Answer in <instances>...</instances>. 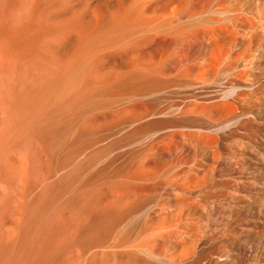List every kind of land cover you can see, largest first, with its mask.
<instances>
[{"label":"rangeland","instance_id":"1","mask_svg":"<svg viewBox=\"0 0 264 264\" xmlns=\"http://www.w3.org/2000/svg\"><path fill=\"white\" fill-rule=\"evenodd\" d=\"M1 1H0V66L3 67L5 71L9 72V74L7 72L5 73V75L6 74L8 75L5 77V82H4L6 86L4 85L5 88L3 87V90H4L3 95L5 96H7V94L10 95V92L12 91L11 82H13L14 79L24 80L25 79L24 76L27 74L26 72H28L30 69H33V68L36 70H39L37 69V67L38 68L41 67L42 64L44 65L46 64L50 66L52 65V69L54 70V72L57 71L59 72L58 74L62 73L64 69L59 70V68L63 66L64 62L70 60L71 57L77 53V51L80 52L81 46L82 44H84L83 41H85L86 38H89L91 34H92L91 35L92 37L93 36L95 37L99 35L100 31L108 29L109 27L117 24V29L120 30V33L118 36L120 35L121 36L117 38L114 37L117 39V40H114L115 42H112L111 44L105 46L104 50L102 48L100 49L101 51L98 50L92 55L91 57L92 62L90 61L88 66L86 67V71L88 69V72H85L86 75L83 77L82 79L83 81L81 80L82 83L83 82L85 83L82 84L81 82H79L78 83L79 85L77 84L78 86L76 85L71 90L70 93L68 92L69 94L67 93L68 95L65 93V94H62L56 97L51 113L48 114V117L45 118L43 121L44 123H42L41 126L39 127L41 131L39 130L38 127L34 126L30 128L29 130H27L26 132L24 131L25 133L22 132L23 134L21 133L20 138L22 137V135L25 137L21 138V142L17 145L18 148L16 147V145H11V147L8 149L9 151H7L8 153H6L7 158L5 157L6 160L3 164L4 166H2L1 171H0L1 172L0 180H2V182L0 181V187H1V183H2V186L4 185V182L6 184L5 186L2 187L4 190L6 189L5 191L1 190L0 188V203L2 202L0 204V211H1L0 212V215H1L0 216V226H1L0 227V231H1L0 232V235H1L0 236V249H11L14 246V243L16 242V239L14 238L10 239L7 236V233L4 227L2 226V224L5 223V221L8 219L16 220L17 214L21 210H27L31 208L35 209V206H36V209H41V208L46 209L48 211L49 219L47 215L44 217V219L41 221L40 230L37 231L38 233H36L37 235H35V233L33 234L31 231L26 233L29 236L30 241H31V245L29 247V251L27 254V262H28L27 264H33V263L34 264L35 263L37 264H71L72 261H74L72 262V264H85V263L86 264H121V263L126 262L128 259L131 260V264L132 263L133 264H264V202L262 203V213L259 216V220H255V221L250 220L249 219L250 216L249 214H247V211H246L248 207H245L241 211L239 210V207L237 206L240 203L253 204L255 194L251 190H253L255 186L249 183L248 180H244V179H243L244 182L232 184L231 183L232 181L231 179H229L228 175L224 171H222L218 166L213 165L214 167H212V161L208 160V158L203 154H199L196 157H194L193 155H190L189 153L180 154L179 152L175 151L173 152L172 155L168 156L166 159H161L164 162V164L161 162V160L158 162V163L161 162V164H157L158 168L157 167L155 168L157 175L152 176L153 177L152 181L151 180L141 181L139 179V177L141 176V172L139 169L140 165H138V163L140 164L139 161H142L141 158L143 159V157L139 156L141 157L139 158L138 155L140 154V151H139L140 149L139 150L135 149V148H140L141 146L139 139H137L133 141L131 144L133 146V150L132 149L129 150L130 153L132 154L134 153L133 157H132V154L129 153V157H132L130 158L131 162L129 164H127L128 162L125 163L124 161H123V164H121L122 162L120 163L118 161L115 163L114 168L113 167L103 168L100 171V174L98 177L99 181L97 180L96 183L89 190L85 189L86 186L84 185L86 176L84 172L82 152H83V146L86 140V124H87V118L85 117L86 109H84L85 108L84 106H86L85 100H84L85 93L90 92L92 96V102H94L93 111H92L93 121L96 124L98 123L97 125L101 126L100 128H102V126L108 123L109 125L107 124L105 125L106 128H102V129H108L110 124L111 125L113 124L111 122H114L115 124L116 121L121 120L123 118V115L127 113L126 111H128L129 107H131L130 103L127 101L125 102L126 104L123 103L124 105H122V103L121 104L119 103L120 99L123 98V96L129 95L130 93H133V91L134 92L144 91V90L154 91V90H157L158 88H161V85L163 86V85H166V83L168 84V83L175 82V80L172 79L171 76L169 77L166 75L164 76L162 71L159 69H156L157 71L154 70L155 72L153 71V69L143 71L142 72L143 75L141 72H135V71L129 72L128 73L129 75L128 74H122V75L113 74L115 72L114 70H118L120 68L122 69V67L125 69V66L128 64L127 59L130 56L133 49L137 45H141L145 43L147 39H148L147 42L153 40V36L155 34L159 35L157 36L158 38L156 37V39H159V37H164V35H166L164 38L167 39L168 41L170 40L169 41L170 45L166 47L167 49L166 48L163 50L161 49L160 52H162L161 53L162 57L165 58L166 56V59H168L169 57L170 60L173 59V61L179 62L182 68L187 70V64L194 57H196L198 50H199L198 46H201V43L203 41V38H202L203 36L200 34L205 27H210V23L208 22H207L208 24L204 23L205 25L204 26L199 21L197 23L196 22L197 20L195 19H192L191 20L192 23H191L190 20L186 16H183L181 18V21H178V22L172 21L173 23L172 24L169 21L168 16H166L165 14L164 16L160 17L159 14H154L152 11L144 12V14L143 13L139 14L138 12L133 11V14L131 13L129 15L128 0L126 1L124 0H1ZM211 1L210 0L209 1L208 0H187V1L183 0V3L181 6H178V4L175 3L174 5H177L178 8L177 6L176 7L172 6L170 7V10L172 11L174 9L175 10L180 9V11H182L184 15L186 14L188 15V13L192 15L196 12V10H198V8H200V6L201 7L203 6L202 8L204 9V7H206L207 5L208 9L207 8L204 9V10H207V12H205L204 14L205 15L208 14L207 16L211 17L213 15V12L211 10H213L214 6L217 4L216 0H211ZM210 2L212 4H210ZM217 2H219V0H217ZM249 3H250L249 0H231V2L226 3L227 5H225V8L228 9L230 13L232 12V14H239L243 8L248 7ZM115 4H120L122 6L123 8L122 13L118 14L119 12L115 8ZM149 5L150 7H154L155 0H149ZM210 7H211V10H209ZM216 15L222 18L225 16L224 14L214 13V16ZM128 16L133 21L131 19H130L131 22H127V23L125 22V20L122 21L123 17H128ZM254 16L262 20V21L259 20L260 22H258L257 24L258 27L259 26L262 27L264 25V14L261 15L262 17H260L258 16V12H257V14H255ZM133 17L135 18V20ZM179 22H181V24ZM161 23H162V26H161ZM138 24H140L141 26ZM163 24L166 25L167 27V28L165 27L166 29L164 28ZM179 24L181 25V27ZM158 25H160L161 27ZM167 25L169 27L171 25L173 26L169 29ZM150 26L152 27V29ZM154 28L155 30H153ZM157 29H160L158 30L159 32H157ZM167 29L170 31H168ZM127 30H129L131 33H129V31ZM135 30H136L137 35L134 32ZM150 30L152 32H150ZM165 30L167 33L165 32ZM195 31L196 33H194ZM171 32H174L175 34L173 33L174 35L173 34L171 35L170 34ZM144 33L147 35H145ZM129 34H131L133 37ZM170 36H172L173 38H171ZM129 39H131L132 41ZM118 40L119 42H117ZM112 47H115V48L113 49ZM1 60H2V63H1ZM32 66L34 67L32 68ZM109 71L111 72V74ZM151 71L153 72L151 73ZM103 72H106V74H104ZM171 73L174 74L176 73V71H173ZM136 74L137 75L139 74L140 76L139 75L137 76ZM161 74L163 75L160 76ZM13 75L15 78L13 77ZM144 77L145 79H143ZM104 79H106V81ZM122 79H123V83L121 82ZM8 85L10 86V89ZM26 86L27 85L25 84L24 87ZM99 86H100V89H99ZM138 86L139 88H136ZM79 87H81L82 89ZM152 87L154 88L152 89ZM6 88L8 89V91L10 90V92L7 93L5 91ZM92 88L93 89L95 88V89L93 90ZM131 90L133 91L131 92ZM105 91L107 92V95H105ZM77 95L79 96L77 97ZM101 99L102 101H100ZM106 101L110 103L108 104ZM65 102H67L68 104ZM80 102L83 104H81ZM100 103L104 105L101 106ZM58 104L61 106H59ZM54 106L56 107L54 108ZM66 106L68 107V109H66ZM0 110H1L0 111V118H1L0 123L5 122V121L8 122L10 118V112H9L10 110L8 108L7 109L3 108ZM3 110H5L4 113L6 115L3 114ZM130 110L132 111L131 108ZM94 111L95 113H93ZM63 115H65L66 117ZM79 121L81 122L79 123ZM55 126H56V129H55ZM75 128L78 129V132L80 133H78ZM34 130L36 131V133ZM28 132L29 133L34 132L35 134L33 133L31 135ZM73 134L75 135L73 136ZM247 135H248L247 137L248 139L247 138L244 139L243 141L244 144L243 142H241L242 144L241 143L235 144L234 142H232L230 143L231 146L229 145V147H231L232 149L230 150L231 153L233 155H236L238 158L240 157L242 158V157L249 155L251 153L250 151L251 145L256 146V145H261V143H264L261 140L262 136H264V124H258V123L251 124L250 130L247 133ZM71 136L72 138H70ZM34 138L37 139L40 143ZM245 140L246 141L249 140L248 143L249 142L250 143L247 144ZM48 142H49V145H48ZM237 145L239 148L237 147ZM32 146H34L33 148H35V150L32 148ZM129 147L132 148L131 146ZM16 149H20L21 153H23L22 152L23 150L24 152L26 151L24 153L25 155L21 154L20 150L18 151ZM14 151L17 154H15ZM31 151H32V154H31ZM36 151H37V155H33V153L35 154ZM73 152H75V154L77 155L76 165H77V170L80 171V172L78 171L77 185L78 184L79 185L77 186L78 190L76 191V194L73 193L74 191L72 192L71 185L68 179V172H69L68 158L70 154ZM8 154H9V157H8ZM140 155H142V153ZM32 156L34 157V159ZM26 157L27 158L29 157V158L26 159ZM23 159L24 160L26 159L27 162L29 161L30 164L29 163L26 164L25 163L26 161L24 162ZM36 161L40 163L38 164L36 163ZM165 161L171 165L167 164ZM17 162H19L18 163L19 167L17 166ZM209 162L211 163L209 164ZM6 163L9 165H7ZM117 163H119L120 165H118ZM165 163L167 166H165ZM189 165L191 166L189 167ZM170 166L172 167V169ZM22 167L23 169H21ZM188 167L190 170H194L193 172L197 171L198 174L202 173L205 176L203 177L201 174V176L203 177L204 186H201V188L200 186H197L196 184L197 178L195 177L191 179L190 183H185L183 179L180 178L179 173L181 172V168L188 169ZM59 168H62V169H59ZM17 169H19V171H17ZM186 169H183L182 171ZM210 169H213V170H210ZM10 171L14 173H11ZM38 172L41 173L40 174L41 176H39L40 179L39 177H36L37 175H39ZM8 173L10 174L11 177L9 176ZM7 174H8V178L7 176H5ZM242 174L244 173H240V175ZM15 175L17 177H15ZM24 175H26V177ZM19 177H20V181H22L21 183L18 182ZM46 177L48 178L46 179ZM228 179L231 182H229ZM240 179H242V177H240ZM45 180H48V181L45 182ZM33 181L35 184L33 183ZM230 183L232 184V186L230 185ZM47 184L51 187H49ZM23 185L25 187H23ZM30 186L33 189H31ZM133 189L134 190L136 189L135 191H137V194H141V193L143 194L145 191L147 194L146 193L143 194V197H144L143 200L141 199L143 197L138 195L140 196V198L137 196L138 200L133 201L134 202L133 203L131 202L130 196L128 197V195L126 196L122 195L123 191H132ZM19 194H22V195L19 196ZM16 195H18L19 197ZM78 198H80L79 200H81L82 207H83L82 208L83 211L81 210V221L79 223L80 225L79 224L76 225L75 223L74 219L76 217H75V212L72 207V204H73L72 202L73 201L75 202ZM241 199H242V202H240ZM22 200H23V204H22ZM86 200L88 201L86 202ZM14 203L17 204L18 206L14 205ZM20 206H21V209L19 208ZM220 209H223V211L221 212ZM1 213H3L4 215H2ZM70 213L72 215H70ZM15 215H16V218H15ZM173 215L174 216L177 215L175 217L179 216V218L181 216V221L183 222V225L185 226V230H186L185 234L180 231V230H183V228L180 229V226H179L180 224L177 221H172L173 219L172 217H174ZM71 223L72 224L74 223V224L72 225ZM72 226L74 230L71 228ZM52 227L54 229H52ZM78 231H80V233ZM152 233L154 234L157 233V234L154 235ZM155 236H157L159 239L156 238ZM144 237L149 241H147ZM4 238H7V240ZM80 238L83 239L82 242L79 240ZM8 239L10 240L8 241ZM72 239L76 240V242L72 241ZM5 240L8 241V243ZM68 245L69 246L74 245V247H69ZM98 246L99 248H96ZM147 246H149L150 248ZM144 247L145 249H143ZM70 248H72V250ZM91 248L92 249L95 248V251L92 250ZM76 249L79 251H77ZM31 252L33 255L31 254ZM181 254L183 255L181 256ZM35 256L39 259H37ZM54 260L55 262H53Z\"/></svg>","mask_w":264,"mask_h":264},{"label":"bare ground","instance_id":"2","mask_svg":"<svg viewBox=\"0 0 264 264\" xmlns=\"http://www.w3.org/2000/svg\"><path fill=\"white\" fill-rule=\"evenodd\" d=\"M124 1H126V0H124ZM249 1H250V3L248 5V7L243 8L242 11L239 14H232V12L230 13V11H228V9L225 8V5H227L226 3L231 2V0H219V2H217V0H216L217 4L214 6V9L211 10L212 6L209 9V10H211L213 12V15L211 17L210 16L208 17L207 16L208 14L207 15L204 14L205 12H207V10H204L205 8H207V5H206V7H204V9L202 8L203 6L202 7L200 6V8H198V10H196V12L194 14H192V15L189 14V13H188V15L187 14L184 15L182 13V11H180V9H178V10L174 9L172 11L170 10V7H172V6L176 7L177 6V5H174L175 3H177L178 6H181L182 3H183V0H155L154 7H150L149 0H128L129 15L131 13L133 14V11L138 12L139 14H142V13L144 14V12L152 11L154 14H159L160 17L164 16V14H165L166 16H168L169 21L171 23H172V21H174V22L181 21V18L183 16H186L190 20L191 23H192L191 20L195 19V20H197L196 21L197 23L199 21L203 25H204V23H206V24L210 23V27H205L202 30L200 35L203 36L202 37L203 41L201 43V46H198L199 50H198V53H197L196 57H194L187 64V70L182 68V66H181V64L179 62H175V61H173V59L170 60L169 57H168V59H166V56H165V58L162 57V54H161L162 52H160L161 49L163 50V49H165L166 47H168L170 45L169 44L170 40L168 41L167 39L164 38L166 35H164V37H159V39H156V37L159 36V35L155 34L153 36V40L147 42L148 41V39H147V41H146L147 43L145 42V43H143L141 45H137L133 49V51L131 52L130 56L128 57V59H127L128 60V64L125 66V69L122 67L123 70L121 68L118 69V70H114L115 72L113 74L122 75V74H128L129 72H133V71L142 73L143 71H146V70L153 69V71H154L156 69H159V70L162 71L164 76L165 75L168 76V77L171 76L172 79L175 80V82L174 83H168V84L166 83V85H163V86L161 85V88H158L157 90H154V91H146V90H144V91H135L134 92L133 90H131V92L133 91V93H130V94L128 93L129 95L123 96V98H121L120 101H119V103L120 104L122 103V105H124L123 103H125L127 101V102L130 103L131 107H129L128 111H126L127 113H125L123 115V118L121 120L116 121L115 124H114V122H111L113 124L112 125L110 124L108 129H102V128H106L105 125L106 124L109 125L108 123H106V124L104 123L105 125L102 126V128H100L101 126L97 125L98 123L96 124L93 121V119H92L93 118L92 117V111H93V106H94L93 103L94 102H92L91 93L90 92L85 93L84 100H85L86 106H84L85 107L84 109H86V116L85 117L87 118V124H86V140H85V143H84V146H83V152H82L83 153V157L82 158H83V163H84V172H85V176H86L85 184H84L86 186L85 189L89 190L96 183V181L98 180L100 171L103 168H111V167L114 168L115 167L114 166L115 163L118 162V161L120 163L122 162L121 164H123V161L125 163L128 162L127 164H129L131 162L130 158H132L133 155H134V153L132 154L129 151L131 149L133 150V146L131 144H132L133 141L139 139V141L141 143V146H140V148H135V149H138V150L140 149L139 150L140 154L142 153V155H143V156L140 155V154L138 155V157L139 156L143 157V159L141 157H139V158H141L142 161H139L140 164L138 163V165H140L139 169H140V172H141V176L139 177V179L141 181H143V180H146V181L147 180L148 181L151 180L152 181V178H153L152 176H154V175L156 176L157 175L156 171H155V168L157 167V164H161V162L164 164V162L161 159H166L168 156L172 155L173 152H175V151L179 152L180 154L181 153H189L190 155H193L194 157H196L199 154H203V155H205L208 158V160L212 161V167H214L213 165L218 166L222 171H224L228 175L229 179H231L232 182L229 179L228 180L232 184H234V183L236 184V183H239V182H244V180H248L249 183H251V184H253L255 186L254 189L251 190L255 194L254 195L253 204H251V203H247V204L240 203V204H238L237 207H239V210H241V211L245 207H248V209H246V211H247V214H249V216H250L249 219L253 220V221L259 220V216L262 213V203L264 202V143H261V145H256V146H253V145L250 146L249 145L250 148H251L250 149L251 153L249 155L245 156V157H242V158L240 156H239L240 158H238L236 155H233L231 153V151H230L232 149H231V147H229L230 143H232V142H234L235 144L241 143V142L244 141V139H246L248 137L247 133L250 130L251 124H253V123L264 124V25L262 24L263 25L262 27H260V26L258 27L257 26L258 22H260L262 20H260L259 18H256L254 16L255 14H257V12H258V16H260V17H262L261 15L264 14V0H249ZM211 2H213V1H211ZM211 2H210V4H212ZM117 3H119V2H117ZM178 6H177V8H178ZM115 8L118 10V12H119L118 14L122 13L123 8H122V6L120 4H115ZM189 8H191V7H189ZM183 11H184V9H183ZM214 13L224 14L225 16L223 18L220 17V16H217V15L214 16ZM253 13H255V14H253ZM146 15H148V14H146ZM130 19L131 18L129 16L128 17H123L122 21L125 20L126 23L127 22H131ZM134 20H135V18H134ZM144 20H146V19H144ZM158 21H159V19H158ZM184 21H182V22H184ZM138 23H140V22H138ZM179 23L181 24V22H179ZM123 24H124V22H123ZM154 24H156V23H154ZM259 24H261V23H259ZM128 25H130V24H128ZM138 25H140V24H138ZM188 25H189V23H188ZM110 26H111V24H110ZM120 26H122V25H120ZM158 26H160V25H158ZM161 26H162V23H161ZM172 26L173 25H171L170 27L168 26L169 29ZM165 27H166V25H164V28ZM180 27H181V25H180ZM151 29H152V27H151ZM160 29H157V32H159L158 30H160ZM153 30H155V28ZM175 30H176V28H175ZM127 31H129V30H127ZM168 31H170V30H168ZM134 32L136 33V30ZM150 32H152V31L150 30ZM165 32H166V30H165ZM119 33H120V30L117 29V24H116L114 26L109 27L108 29L100 31L99 35H97L95 37L94 36L92 37L91 36L92 34H91L89 38H86V40L83 41L84 44H82L80 52L77 51L76 54L73 53L74 55L71 57L70 60H68V61H66L64 63L62 62L63 66H61V68H59V70H61V69H64V70L60 74H58L59 72H57V71H56L57 73L54 72V70L52 69V65L50 66V65L42 64L43 66L41 65V67H39V68L37 67V69H39V70L34 69L33 68L34 66H32L33 69H30L28 72H26L27 74L24 76V78H25L24 80H22V79L21 80H19V79L15 80L14 79V81L11 82L12 83L11 84L12 91L11 92H10V90L8 91L7 88L5 90L7 93L10 92V95L7 94V96L3 95V91H4L3 87L5 85L4 84L5 77L8 76V75L7 74L5 75V73L7 71H5L3 69V67L0 66V109H3V108L7 109L8 108L10 110L9 111L10 112L9 121L8 122L5 121V122H1L0 123V171H1L2 166H4L3 164H4L5 160H6L5 157L7 156V154H6V153H8L7 151H9L8 149L11 147V145H16V147H17V145L21 142V138L25 137V136L22 135V137L20 138L21 133L24 132V131L26 132L27 130H29L30 128H32L34 126L39 128L41 126V124L44 123L43 122L44 119L47 118L48 114L51 113V111H52V107L54 105L56 97H58V96H60L62 94H65V93L67 94L68 92L70 93L71 90L79 82H81L83 77L86 75L85 72H88V69L86 71V67L88 66L89 62L91 61L92 55L96 51H98V50H100L102 48L104 50L105 46L111 44L112 42H115L114 40H117L116 38L121 36V35L118 36ZM129 33H131V32L129 31ZM147 33H149V32H147ZM173 33L174 32H171L170 34L172 35ZM194 33H196V31ZM198 33H200V32H198ZM179 34H181V33H179ZM129 35H131V34H129ZM136 35H137V33H136ZM145 35H147V34H145ZM114 37H116V38H114ZM168 37H169V35H168ZM170 37L173 38L172 36H170ZM131 39H129V40H131ZM119 40L117 42H119ZM112 48L114 49L115 47H112ZM117 49H119V48H117ZM105 50H107V49H105ZM129 51H130V49H129ZM1 63H2V60H1ZM39 65H40V63H39ZM56 67H58V66H56ZM89 67H90V65H89ZM119 67H120V65H119ZM91 69H92V67H91ZM153 71H151V73ZM173 71H176V73L172 74L171 72H173ZM7 73L9 74V72H7ZM23 73H25V72H23ZM103 73L106 74V72H103ZM110 74H111V72H110ZM163 74H161L160 76H162ZM142 75H143V73H142ZM103 76H105V75H103ZM13 77H14V75H13ZM118 79H120V78H118ZM143 79H145V77ZM104 80L106 81V79H104ZM121 82L123 83V79L121 80ZM24 83L27 85L26 87H24V85H25ZM81 83H80V85H81ZM83 83H85V82H83ZM131 85H132V83H131ZM86 87H87V85H86ZM79 88H81V87H79ZM136 88H139V86L136 87ZM153 88L154 87H152V89ZM9 89H10V86H9ZM99 89H100V86H99ZM4 94H6V93H4ZM82 94H83V92H82ZM105 95H107L106 91H105ZM78 96L79 95H77V97ZM62 98H64V97H62ZM104 99H105V97H104ZM57 100H58V98H57ZM100 101H102V99ZM65 103H67V102H65ZM107 103L109 104L110 102H107ZM81 104H83V103H81ZM102 105H104V104H101V106ZM122 105H120V106H122ZM59 106H61V105H59ZM55 107L56 106H54V108ZM57 108H59V107H57ZM130 108L132 109V111L130 110ZM66 109H68L67 106H66ZM129 110H130V112H129ZM97 111H98V109H97ZM4 112H5V110H3V114H5ZM93 113H95V111ZM54 114H55V112H54ZM60 114H61V112H60ZM74 114H75V112H74ZM96 114H97V112H96ZM65 115H66V113H65ZM65 115H63V116H65ZM79 115H80V113H79ZM3 117H5V116H3ZM50 120H51V118H50ZM81 121H79V123ZM76 122H75V124H76ZM51 124H53V123H51ZM100 125H102V124H100ZM78 126H79V124H78ZM53 127H54V125H53ZM42 128H43V126H42ZM55 129H56V126H55ZM39 130H40V128H39ZM80 130H82V129H80ZM72 131H74V130H72ZM76 131L78 132V129H76ZM77 132H75V133H77ZM33 133L34 132L29 133V134L32 135ZM35 133H36V131H35ZM78 133H80V132H78ZM74 135L75 134H73V136ZM70 138H72V136ZM35 140H37V139H35ZM261 140H262V142H264V136H262ZM31 141H32V139H31ZM248 141L245 140V142H247V144L250 143V142L248 143ZM58 143H59V141H58ZM42 144H44V143H42ZM243 144H244V142H243ZM48 145H49V142H48ZM23 146H24V144H23ZM26 146H27V144H26ZM129 146H131L132 148H130ZM33 147L34 146H32V148ZM136 147H138V146H136ZM237 147H238V145H237ZM21 149H23V148H21ZM33 149L35 150V148H33ZM16 150L19 151L20 149H16ZM27 150H28V148H27ZM22 152L23 153H21V150H20L21 154H24L26 151L24 152V150H23ZM132 152H134V151H132ZM136 152H138V151H136ZM129 153L132 154V157H129ZM15 154H17V153L15 152ZM31 154H32V151H31ZM53 154H55V153H53ZM136 154H135V156H136ZM24 155H23V157H24ZM33 155H37V151H36L35 154L33 153ZM8 157H9V154H8ZM29 157H30V155H29ZM28 158L26 157V159H28ZM26 159L25 160L23 159L24 162L26 161ZM33 159H34V157H33ZM200 159H198V160H200ZM131 160H133V159H131ZM160 160H161V162L158 163ZM179 160H180V158H179ZM19 161H21V160H19ZM76 161H77V155L75 154V152H73V153L70 154V156L68 158V168H69L68 179H69V182H70V185H71V190H72V192L74 191L73 192L74 194H76V191L78 190L77 186L79 185V184L77 185V183H78L77 182V180H78V171L79 170H77ZM175 162H177V161H175ZM195 162H197V161H195ZM18 163L19 162H17V166H18ZM25 163L26 164L27 163L30 164L29 161L28 162L26 161ZM36 163L39 164L40 162L36 161ZM62 163H64V162H62ZM166 163L169 164L168 162H166ZM166 163H165V166H167ZM205 163H207V162H205ZM210 163L211 162H209V164ZM117 164L120 165L119 163H117ZM7 165H9V164H7ZM169 165H171V164H169ZM35 166H36V164H35ZM174 166H175V164H174ZM190 166L191 165H189V167ZM10 167H12V166H10ZM14 167H16V166H14ZM189 167H188V169L183 168V169H186L184 171H182L183 169L181 168V172L180 173L178 172L180 174V178L183 179V181L185 183H190L191 179L193 177H195V178H197V180H196L197 186H200V188H201V186H204L203 185V177H205V176L201 173L202 176H203L202 177L201 174L197 173V171H195L196 173L193 172L194 170H190ZM56 168H58V167H56ZM6 169H8V168H6ZM21 169H23V167ZM31 169H32V167H31ZM59 169H62V168H59ZM171 169H172V167H171ZM198 169H199V167H198ZM213 169H210V170H213ZM40 170H41V168H40ZM14 171H16V170H14ZM17 171H19V169H17ZM7 172H9V171H7ZM40 172H38L39 175H37L36 177L41 176ZM199 172H201V171H199ZM11 173H14V172H11ZM106 173H108V172H106ZM240 173H244V174L240 175ZM8 174L5 175V176H7V178H8ZM16 175H17V173H16ZM16 175H15V177H17ZM26 175H27V173H26ZM26 175H24V176L26 177ZM9 176H10V174H9ZM33 177H35V176H33ZM240 177H242V179H240ZM47 178L48 177H46V179ZM61 178H62V176H61ZM39 179H40V177H39ZM18 180H19L18 181L19 183L22 182V181H20V177L18 178ZM0 181L2 182V180H0ZM46 181H48V180H45V182ZM50 182H52V181H50ZM33 183H34V181H33ZM47 183H49V182H47ZM231 183H230V185L232 186ZM5 185L6 184L4 182L3 186H5ZM24 185H25V183H24ZM24 185H23V187H25ZM3 186H2V183H1V187H0L1 190H4L2 188ZM33 186H35V185H33ZM95 186H97V185H95ZM49 187H51V186H49ZM153 187H154V185H153ZM20 188H22V187H20ZM30 188H31V186H30ZM31 189H33V188H31ZM19 190H21V189H19ZM135 190L133 189L132 191H123L122 195L123 196L128 195V197L130 196L131 197V202H133V201H137L138 200L137 199L138 195L143 197V194L146 193V191H145L143 194L142 193L141 194H137V191H135ZM143 190H144V188H143ZM228 190H229V188H228ZM22 191H23V189H22ZM9 193H11V192H9ZM33 194H35V193H33ZM20 195H22V194H19V196ZM67 195H69V194H67ZM16 196H18V195H16ZM31 196H30V198H31ZM140 196H138V197L140 198ZM39 197H41V196H39ZM2 198H3V196H2ZM16 198H15V200H16ZM79 199L80 198H78L75 202L74 201L72 202L73 203L72 207H73V210L75 212V217H76L74 219L76 225L79 224L80 221H81V210L83 208L81 200H79ZM141 199L143 200L144 197L141 198ZM7 200H9V199H7ZM23 200H22V204H23ZM87 201L88 200H86V202ZM222 201H223V199H222ZM224 202H226V201H224ZM240 202H242V199H241ZM12 204H13V202H12ZM26 204H27V202H26ZM62 204H63V202H62ZM14 205H17V204L14 203ZM217 205H219V204H217ZM17 206H16V208H17ZM52 206H54V205H52ZM125 206H126V204H125ZM3 207H4V205H3ZM37 207H38V205H37ZM19 208L21 209V206ZM53 209H54V207H53ZM228 209H226V210H228ZM130 211H132V210H130ZM220 211L222 212L223 209H220ZM64 213H66V212H64ZM87 213H88V211H87ZM130 213H132V212H130ZM1 214L4 215L3 213H1ZM57 214H58V212H57ZM60 214H62V213H60ZM242 214H243V212H242ZM10 215H11V213H10ZM46 215L48 217V211L46 209H42V208L41 209H36V206H35V209L31 208V209H27V210H21L17 214V219L16 220L15 219L14 220L8 219V220L5 221V223L2 224V226L4 227V229H5L6 233H7V236L10 239L11 238L12 239L13 238L16 239V242L14 243V246L11 249H0V264H27L28 263L27 262V254H28V251H29V247L31 245V241H30L29 236L26 233L31 231L33 234L35 233V235H37L36 233H38L37 231L40 230L41 221L44 219V217ZM70 215H72V214L70 213ZM179 215H180V213H179ZM175 216H177V215H175ZM175 216L174 217L171 216L173 218L172 221H177L180 224V225L178 224L180 226V229L183 228V230H180V231L185 234L186 230H185V226L183 225V222L181 221V216H180V218H179V216L178 217H175ZM15 218H16V215H15ZM48 219H49V217H48ZM55 219H56V217H55ZM122 220H123V218H122ZM52 225H54V224H52ZM71 228L73 229V226ZM84 228H85V226H84ZM52 229H54V228L52 227ZM80 230H81V228H80ZM99 230H100V228H99ZM78 232L80 233V231H78ZM33 234H32V236H33ZM152 234H154V233H152ZM156 234H154V235H156ZM130 235H132V234H130ZM40 237H42V236H40ZM155 237L158 238L157 236H155ZM71 238H72V236H71ZM83 238H84V236H83ZM4 239L7 240V238H4ZM10 239H8V241ZM41 240H43V239H41ZM79 240L82 242L83 239L80 238ZM8 241H6V242L8 243ZM72 241L76 242V240H73V239H72ZM147 241H149V240H147ZM32 242H33V240H32ZM72 243H70V244H72ZM4 245H6V244H4ZM75 246H76V244H75ZM5 247H7V246H5ZM69 247H74V245L69 246ZM82 247H84V246H82ZM147 247H149V246H147ZM96 248H99V246L96 247ZM114 248H115V246H114ZM70 249L72 250V248H70ZM143 249H145V247ZM32 250H33V248H32ZM74 250H75V248H74ZM92 250L95 251V248L92 249ZM77 251H79V250H77ZM32 252H31V254H32ZM35 252H37V251H35ZM74 253H76V252H74ZM69 254H70V252H69ZM182 255L183 254H181V256ZM42 256H43V254H42ZM37 259H39V258H37ZM29 260H31V259H29ZM53 262H55V260ZM72 262H74V261H72ZM72 262H71V264H72ZM35 264H37V263H35ZM121 264H131V260L128 259L126 262L121 263Z\"/></svg>","mask_w":264,"mask_h":264}]
</instances>
